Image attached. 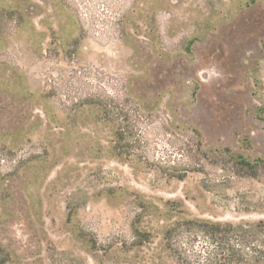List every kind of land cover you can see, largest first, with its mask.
<instances>
[{
	"label": "rangeland",
	"instance_id": "obj_1",
	"mask_svg": "<svg viewBox=\"0 0 264 264\" xmlns=\"http://www.w3.org/2000/svg\"><path fill=\"white\" fill-rule=\"evenodd\" d=\"M193 219H264V0H0V264H151Z\"/></svg>",
	"mask_w": 264,
	"mask_h": 264
},
{
	"label": "trees",
	"instance_id": "obj_2",
	"mask_svg": "<svg viewBox=\"0 0 264 264\" xmlns=\"http://www.w3.org/2000/svg\"><path fill=\"white\" fill-rule=\"evenodd\" d=\"M87 109L99 112L96 122L114 125L113 150L118 156L134 157L136 150L145 144L136 137L129 113L114 99L91 96L81 100L71 110L73 120L78 121L82 111ZM244 165L253 171L254 165L247 162ZM169 222L163 233L162 248L151 264H155L156 258L162 262L163 255L176 264H264V219L240 223L200 219ZM137 236L143 237L136 243L142 246L151 244L155 233L149 229L143 234L137 231Z\"/></svg>",
	"mask_w": 264,
	"mask_h": 264
}]
</instances>
